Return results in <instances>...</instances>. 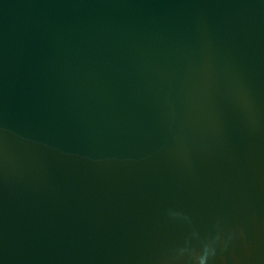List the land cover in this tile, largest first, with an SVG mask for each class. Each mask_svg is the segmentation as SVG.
Segmentation results:
<instances>
[{
    "label": "water",
    "instance_id": "water-1",
    "mask_svg": "<svg viewBox=\"0 0 264 264\" xmlns=\"http://www.w3.org/2000/svg\"><path fill=\"white\" fill-rule=\"evenodd\" d=\"M0 264H264V0H0Z\"/></svg>",
    "mask_w": 264,
    "mask_h": 264
}]
</instances>
